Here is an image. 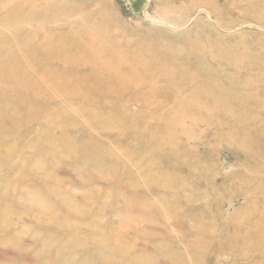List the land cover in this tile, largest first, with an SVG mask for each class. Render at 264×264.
Listing matches in <instances>:
<instances>
[{
	"label": "bare ground",
	"instance_id": "6f19581e",
	"mask_svg": "<svg viewBox=\"0 0 264 264\" xmlns=\"http://www.w3.org/2000/svg\"><path fill=\"white\" fill-rule=\"evenodd\" d=\"M158 1L159 3L165 2V0ZM193 1L190 0V2ZM204 1L195 2V4L208 7L215 14V21L203 20V22L196 23L195 33L189 37L180 38L177 45H173V42L165 39L162 33L158 32L159 30L153 29L157 34L140 36L152 50L140 40L135 39V36L138 35L137 28H133V30L128 26L123 28L122 25H118L119 22L114 19V16L104 15L103 11L94 9L84 0H12L15 3L12 5L19 7V10L22 11L19 14L10 13L13 8H10L8 4V9L4 3H1L0 10L8 12L9 17L6 30L0 33L2 36L0 67H8L4 70L8 73L1 74L4 73L2 71L0 73V80L3 84L0 92V136L14 135L15 132H19L22 124H30L42 118L49 119V124L47 126L44 124L35 125V131L44 128L59 129L63 132V122L66 121L68 124L71 122V124L79 126L84 120L89 119L93 122L90 129L92 133L99 128L107 129L113 126L115 128V132H113L114 144H116L121 136L119 131L122 127L132 123L134 128L139 132L144 131L148 136L140 140L133 135L128 138L137 142L144 149L140 156L149 158L148 164L151 166L150 176L152 179L162 177L163 185L167 188H171L172 184L191 181L189 177L182 180L178 176L175 179H170L169 176L176 160H184L183 156H179V158L175 156V152L180 148H182V152L186 151L181 140L182 133H186L185 139H192L190 135L193 133L184 127V119L191 122L204 119L209 122L215 114L225 117L224 119L229 122H223L224 119L216 121L219 128L217 132L213 133L216 145H223L222 138L229 135L234 136L231 149L233 146H237L250 150V147L254 146L256 142H259L261 148L264 149V117H257L262 110L264 111V104H261L264 101V59L253 61L254 50H250L242 43L239 45L238 41L234 45H229L222 42L216 44L212 38L205 39L209 35L210 37L214 36L212 33H215L216 25L219 22L217 18L220 8L213 6L214 0ZM79 3L82 4L75 10L83 11L81 19H85V21L70 22L68 17H71L74 12L73 8ZM232 5H235V2L228 1L224 7L229 9ZM92 26H96L97 29ZM10 33H15V35L9 36ZM206 33L207 36H205ZM154 46L162 47L172 54L163 56L161 61L157 62V49L159 51L160 49ZM7 48L11 50L8 51ZM260 49H264V46H261ZM258 55L260 56V54ZM139 58L153 62L155 66L138 64L136 61ZM175 59L178 63L172 67L169 63ZM255 66H258L257 69ZM242 71L245 74L240 77ZM172 72H175L178 78H168L167 75ZM252 72H256L257 75L253 76ZM160 73L162 78L159 80V85H162L163 89L172 92L182 90L184 93L179 92L180 95L174 99L172 106L163 105L152 111L143 110V108L149 107L146 103L148 97L145 93L155 96V93L160 91L156 86L158 81L155 79V75ZM227 75L230 76V79L226 77ZM223 77L226 81L223 80ZM188 81H191V85L187 84ZM201 81H205V84H202ZM186 84L188 87L184 88L183 85ZM137 86L146 88L135 90L134 87ZM129 90V102L137 103L138 111L132 112L129 107L121 104V95ZM193 91L195 94L198 93L200 96L208 98L201 103H196L197 105L193 101L187 102L186 93ZM212 91H219L218 96H211ZM22 94L30 95L33 102H22ZM93 95L99 96L100 100H105L108 104L98 99L94 100ZM67 99L79 104L70 106L67 104ZM14 101H18L19 106L9 110ZM194 108L198 110L194 111ZM143 111H148L144 115L146 119L159 121L161 126L157 129H147L144 122L135 124L129 121L130 118L139 116ZM261 124L263 126L260 130L258 125ZM170 126L172 127L170 128ZM251 126L253 127L249 129ZM81 128L86 129L84 125ZM101 133H103L101 137L105 135L103 129ZM166 134L171 135L172 138H163L162 135ZM249 134H257L260 139L253 137L255 138L253 143ZM159 135L161 137H158ZM55 136L44 137L46 140L40 136L36 137L35 143L38 142L42 153L56 152L53 146L57 140ZM239 141L242 146L238 144ZM83 144L71 142L68 146L82 147ZM27 147L24 149L25 151H28L31 146L28 149ZM118 149L117 145L110 147L104 145L101 155L110 158L106 160L104 167L106 164L112 166L113 162L111 161H120L119 154L116 152ZM158 154H161L164 159L161 168L157 167L159 164L156 159ZM121 156H123L122 153ZM246 158L243 164H239L246 170H249L251 165H255L256 170H254L253 176L249 171L244 173L245 170L240 169L236 174L226 178L228 184L225 187L217 189L216 186H205L194 193L186 191L190 194H186V197L188 200L204 201L213 196L214 199L219 200L225 195H229L227 188H232L231 182L237 180L235 189L246 191L243 194L244 197H258L260 200L257 204H247L246 202L241 204L246 206L248 211L257 213L254 221L246 222L243 225L242 222L246 219H240L241 217L237 216L239 208L228 206V213L225 214L222 202H217L214 205V211L202 209L205 219L212 216V213L215 217L218 216L219 219L213 223V228H211V221L205 222L202 225L204 229L200 230H192L190 227L189 230L184 231L181 224H175L180 233L202 232V238L196 242L189 241V246L182 251L179 247L182 245L181 241H176V238L171 236L167 230L168 215L162 214V211L155 207L146 191L138 188L139 185L145 188V181L133 182L126 184L127 191L123 195L118 192L114 194L113 205L117 207L114 213L120 217L118 229L121 232L136 229L145 233H154L159 230L167 236L160 237L153 242L149 241L146 253L141 251L142 254H140L133 251L131 254L130 247L138 245L137 242L140 240L134 237L131 243L125 235L111 231L110 227V237L101 235L97 237L99 246H104L100 247L102 250L99 253H103L106 259L107 255L115 253L114 256L117 257H113L115 259L111 261L112 264H189L185 262V257L191 258V262H201L205 251L213 249L210 251V255L216 257V261L221 264L224 262L223 260L227 264L235 262L238 264H264V157L262 160H259L258 155L246 156ZM119 166L123 167L124 164L121 163ZM124 171V174L129 172L125 168ZM200 172L198 178L202 182L204 180L210 182L215 179L214 174H211L210 171ZM48 176L50 179L53 177L52 174H48ZM136 188L138 191H134ZM167 191L166 195L170 196L168 189ZM66 195L56 194L54 196L61 208H63L61 204L66 207L63 208L64 210H76ZM32 199L34 200L33 196ZM132 201L134 204L131 203ZM177 202L166 201L162 206L177 210L180 209ZM46 209L47 207H44V210ZM159 220L165 222V227L152 225ZM209 234H216L210 245L205 243L212 236H208ZM94 239V237L90 238L91 241ZM81 242L84 241L78 235L71 236L68 241L66 240V243L71 245ZM167 247L171 251L166 252L163 257L160 256V252ZM198 247H201L200 251L202 252ZM85 249L89 253L93 248L87 244ZM57 255L58 264L65 261L66 257H73V255H64L60 251H57ZM222 255H227V258L222 260L220 258ZM89 257L91 256L88 255L87 258ZM109 257L112 256L109 255ZM82 264H97V261L93 258L86 259Z\"/></svg>",
	"mask_w": 264,
	"mask_h": 264
},
{
	"label": "rangeland",
	"instance_id": "374dc122",
	"mask_svg": "<svg viewBox=\"0 0 264 264\" xmlns=\"http://www.w3.org/2000/svg\"><path fill=\"white\" fill-rule=\"evenodd\" d=\"M228 1H234L235 5L226 9L224 6ZM84 2L89 3L94 9L103 11L104 15L114 16V19L119 22L118 25H122L123 28L124 26L130 27L131 30L137 28L138 35L135 36V39L143 42L146 47L150 46L140 36L157 34L153 29L159 30L158 32H161L165 39L173 42V45H177L180 38L189 37L195 33L196 23L203 22V20L215 21V14L208 7L195 4V2H205L204 0H194L193 2H190V0H165L164 3H159L158 0H84ZM1 3H4L8 9L9 4L10 8H13L10 10L12 14L15 12L16 14L22 13L19 7L12 5H15L12 0H0ZM81 4L79 3L73 8L74 12L71 17H68L70 22L75 20L85 21V19H81L83 11L75 10ZM213 4L215 8H220L217 18L219 22L216 25L215 33H212L214 36L210 37L209 35L205 39L212 38L216 44L222 42L229 45H234L238 41L239 45L242 43L250 50H254L252 53L253 61L263 60L264 49H260V47L264 46V0H214ZM8 17V12L0 10V33L6 30ZM92 28L97 29L96 26H92ZM11 34L15 35V33H10L9 36ZM207 35L206 33L205 36ZM1 40L2 36H0ZM154 47L160 49V51L157 49V62L161 61L163 56L166 57L172 54L162 47ZM150 49L152 50L151 47ZM7 50L10 51L11 49L7 48ZM1 59L2 55L0 56V63L2 62ZM136 62L138 64H148L149 67L155 66V63L144 58H139ZM177 63L178 61L175 59L170 61L169 65L173 67ZM257 67L255 66V69ZM5 68L8 67H0V73L1 71L4 72L1 74L8 73V71H4ZM241 73L240 77L245 74L244 71ZM252 75L255 76L257 73L252 72ZM167 77L176 79L178 75L172 72ZM226 77L230 79V76L227 75ZM161 78V73L155 75V79L158 81L156 86L160 91H157L155 96L145 93L148 97L146 103L149 107L143 108V110L152 111L163 105L172 106L174 99L180 95L179 92L184 93L182 90L172 92L163 89V86L159 85ZM223 80L226 81L224 77ZM201 83L205 84V81H201ZM187 84L191 85V81H188ZM187 84L183 87H188ZM2 88L3 84L0 80V92ZM139 88L146 87H134L135 90ZM129 92L130 90L121 95V104L129 107L132 112L138 111V104L129 102ZM218 92L212 91L211 96H218ZM115 96L117 97V95ZM204 97L198 93L195 94L194 91L185 95L186 101H193L195 105L208 98ZM21 99L22 102H33L30 95L27 94H22ZM93 99L100 100L99 96H94ZM67 100V104L70 106L79 104L71 99ZM100 101L108 104L105 100ZM17 102H12L9 110L19 106ZM262 103L264 104V101ZM193 110L197 111L198 109L194 108ZM148 111L141 112L139 116L130 118L129 121L135 124L144 122L147 129L159 128L161 126L159 121L145 118L144 115ZM259 115L257 117H264V111L262 110ZM224 118L215 114L209 122L204 119L193 122L183 120L184 127L191 130L193 135H190L192 139L187 140L185 139L186 133H182L181 140L186 147V151L182 152V148H180L175 152V156L177 158L183 156L184 160H176L177 162L172 165L173 171L169 176L170 179H175L178 176L182 180L189 177L191 181L189 183L172 184L171 188L164 187L162 177L153 180L150 176L149 158L140 156L144 149L137 142H133L132 139L128 138L133 135L140 140L148 134L144 131L139 132L138 129L133 127L132 123L122 127L119 131L121 136L116 144H114L113 132H115V128L113 126L107 129L102 127L92 133L90 129L93 122L89 119L84 120L79 126L71 124V122L68 124L65 121L63 122V132L59 129L48 130L44 128L35 131V125L44 124L47 126L49 124V119L42 118L30 124H22L19 132H15L14 135L0 136V264H32L33 261H35L34 264H58L56 261L57 251L67 256L73 255L72 258L66 257L65 261L60 260L61 264H82L86 259L92 258L96 259L97 264L104 262L112 264L111 261L117 257L114 256L115 253L109 254L112 256L111 258L107 255L106 259L103 253H99L102 250L100 247L104 246H99L97 242V237L100 235L103 237L111 236L110 227L111 231L125 235L131 243L134 237L140 240L137 242L138 245L130 247L131 254L133 251L146 253V246L149 241L153 242V240L160 239V237L164 238L167 235L159 230L154 233H145L136 229L121 232L118 229L120 217L114 213V210L117 209L113 205L115 192L123 195L127 191L126 184L133 182L145 181V188L142 185H139L138 188L144 189L154 202L155 207L161 210L162 214L168 215L167 222L169 225H167V230L171 233V236L173 235L176 238V241H181L182 245L179 247L182 251L189 246V241L196 242V240L202 238V232L180 233L177 231L175 224H181L184 231L189 230L190 227L192 230H200L204 229L202 225L205 222L211 221V228H213V223H216L219 219L218 216L216 218L212 213V216L205 219L202 209L207 211L210 209V212L214 211L213 208H215L214 205L217 202H222L223 210L226 211L225 214L228 213V206L239 208L237 216H240V219H246L242 222L243 225L246 222L254 221L257 213L248 211L246 206L241 204L243 202L257 204L260 200L258 197H244L243 194L246 191L235 189L237 180L231 182L230 186L232 188H227L229 195H225L219 200L214 199L213 196L204 201L198 199L188 200L186 197V194L190 195L186 191L194 193L205 186H216L217 189L225 187L228 184L226 178L229 175L236 174L240 169H244V173L249 171L250 175L253 176V172L256 170L255 165H251L250 169L246 170L239 163L243 164L247 159L246 156L258 155L259 160L264 157V149L261 148L259 142H256L254 146L252 145L253 148L250 147V150L241 149L237 146H233L231 149L230 146L233 143L234 136L226 135L222 138L224 144L216 145L213 134L219 130L216 121ZM224 120L225 123L229 122L226 119ZM83 125L86 128L85 130L81 128ZM258 126L261 130L263 124ZM102 129L105 135L101 137L103 134L101 133ZM32 130H34L33 133ZM65 131H67L66 134ZM38 136L43 140H46L44 137L52 138L55 136L57 140L53 146L56 152L42 153L38 142L35 143ZM162 136L165 139L172 138L168 134ZM158 137H161V135ZM249 137L253 140V143L255 138L260 139L257 134H249ZM71 142L84 144L82 147H69L68 144ZM240 143L239 141L238 144L242 146ZM112 144L119 147L116 152L119 154L120 161H111L113 162L112 166L106 164V167H104L106 160L110 158L102 156L101 152L104 145L110 147L113 146ZM28 145L31 146L30 149H28ZM147 146L149 147V145ZM26 147L28 151L24 150ZM124 152L126 153L124 154ZM121 153L123 156H121ZM156 159L159 161L157 167L161 168L164 164L162 155L158 154ZM121 163L124 164L123 167L119 166ZM124 168L129 171L127 174H124ZM87 170L90 172H85ZM200 171H210L211 174H214L215 179L210 182L200 181L198 178L200 177ZM48 174H52L53 177L50 179ZM163 187L164 189H161ZM138 188L134 191H138ZM167 189L170 196L166 195L168 193ZM56 194H67L66 197L69 198V202L74 205L76 210H64L63 208L66 207L63 204H61L63 207L61 208L56 196H54ZM183 195L184 198H182ZM166 201H178L180 209L171 210L163 207L162 205ZM44 207H47V209L44 210ZM152 225L165 227L166 224L159 220V222H154ZM70 235H78L84 242L73 245L66 243V240L68 241L71 237ZM215 235L209 234L208 236L211 237L205 243L212 244ZM92 237L95 238L93 241L90 240ZM87 244H90L93 248L89 253L85 249ZM198 248L200 251L201 247ZM164 249L160 252L162 257L166 255V252L171 251L168 247ZM212 250L205 251L201 262H191L189 257H185V262L189 264H221L216 261V257L210 255ZM88 255L91 257L87 258ZM226 256L222 255L220 258L223 260L227 258ZM223 261L222 264H227L225 260ZM234 264L238 263L235 262Z\"/></svg>",
	"mask_w": 264,
	"mask_h": 264
}]
</instances>
